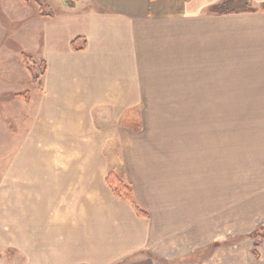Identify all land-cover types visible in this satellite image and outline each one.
I'll return each instance as SVG.
<instances>
[{"label": "crops", "instance_id": "1", "mask_svg": "<svg viewBox=\"0 0 264 264\" xmlns=\"http://www.w3.org/2000/svg\"><path fill=\"white\" fill-rule=\"evenodd\" d=\"M58 1L45 3L52 14L49 17L39 16L37 10L25 19L32 20L28 29L32 31V60L45 63L41 80L33 83L26 71L22 74L23 65L20 75L12 70L0 74V97L12 98L9 103L17 111H23L25 103L27 107L34 105L28 139L23 138L15 148L14 160L19 161L21 156L23 162L25 143L64 144L65 149L81 144L83 129L88 127L86 120L92 113L101 118L105 112L116 113L117 122L122 113L130 120L136 106L145 109L150 105L148 98L184 96V92H168L184 89L178 82L224 81L228 87L241 89L243 95L264 98V15L260 12H208L221 0H76L73 7L60 6ZM26 32L27 27L20 37L24 38ZM2 36L0 49L4 46ZM75 40L85 48L74 52L71 43ZM7 55L14 56L9 51ZM232 81L236 83L229 84ZM26 82L41 88L35 91L34 100L28 96L20 104ZM202 92L191 95L214 97ZM176 106L159 111H175ZM208 106L202 111H208ZM8 126L0 119V138L5 144L10 135ZM118 130L125 132L122 137H131L130 127ZM43 137L46 141L41 140ZM11 143L17 145V140ZM38 154L26 159L35 161L30 188L24 185L22 190L31 192L32 202L23 206L16 220V264H157L152 255L161 254L167 236H161L154 225V213L129 164L125 177L116 175L131 188L136 205L146 217L112 194L105 182L109 173H99L97 165L82 170L78 154L69 153L65 156L69 167L56 172L55 164L42 163L44 159ZM44 157L53 159L49 153ZM121 159L127 163L125 155ZM7 160L8 155L0 149L1 178L8 176L3 162ZM94 160L98 158L94 156ZM88 175L95 178L93 186L87 181ZM60 183L63 189L57 194ZM15 188L20 190L21 185ZM7 189L1 181L0 190ZM29 210L33 216H23ZM257 262L264 264V258Z\"/></svg>", "mask_w": 264, "mask_h": 264}, {"label": "rangeland", "instance_id": "2", "mask_svg": "<svg viewBox=\"0 0 264 264\" xmlns=\"http://www.w3.org/2000/svg\"><path fill=\"white\" fill-rule=\"evenodd\" d=\"M42 1L50 5L55 0ZM58 3L62 6L63 0ZM37 10L34 0H0V37L2 33L4 44L0 49V74L12 70L20 75L22 54L35 59L29 45L32 20L25 22V19ZM26 27L27 32L21 38ZM8 51L14 56L7 55ZM22 70L23 74L26 70ZM195 83L207 87L193 88ZM178 84L184 89L168 92H184V96L148 98L150 105L145 109L136 106L130 120L124 119L122 113L118 114L119 122L115 121L116 113L105 112L103 118L98 113L90 114L86 120L88 127L83 129L82 145H69L65 149L64 144L25 143L23 162L21 156L19 161L13 158L15 148L29 134V117L34 118L30 109L34 105L27 107L25 103L24 110L17 111L9 103L12 98L0 97V119L9 125L10 134L8 144L0 138V149L8 155V160L3 161L8 176L0 177V182L9 188L6 192L0 190V264H16V220L22 215L23 206L32 202L31 192L22 190L24 185L30 188L35 161L26 159L33 154L37 157V153L39 159H44L42 163H54L55 170L69 167V160L65 159L69 153L78 154L82 170L97 165L95 169L105 175L114 172L125 177L129 164L154 213V225L161 236H167L161 254L152 255L157 264H261L251 256V251L254 243L259 242L257 250L264 258V238L258 236L264 231V98L243 95L241 89L228 87L224 81L191 79ZM37 88L38 85L26 82L18 102L24 103L28 96L34 100ZM202 91L214 97L191 95ZM208 103V111H202ZM171 105H177L178 110L159 111L173 109ZM129 127L131 137H122L125 132L118 129ZM15 140L17 145L11 143ZM45 153L53 155V159L48 161ZM123 154L127 163L121 159ZM75 167L79 168L76 162ZM57 178L60 182V177ZM87 179L93 186L95 178L88 175ZM17 184L21 185L20 190L14 189ZM62 189L61 183L57 185V194ZM55 199L54 195L52 202ZM23 216L31 217L33 211Z\"/></svg>", "mask_w": 264, "mask_h": 264}, {"label": "trees", "instance_id": "3", "mask_svg": "<svg viewBox=\"0 0 264 264\" xmlns=\"http://www.w3.org/2000/svg\"><path fill=\"white\" fill-rule=\"evenodd\" d=\"M24 1L27 2V0ZM34 1L38 8L39 16L49 17V15H52L48 13L47 11L48 8L42 0H34ZM208 12L215 15L260 12L261 14L264 15V3L255 5L250 0H221L214 6H211L208 9ZM71 48L74 52H78L83 50L85 47L83 45L79 46L77 40H75L71 43ZM22 65L26 70L27 74L30 76L31 81L33 83H36L38 79H40L44 75L45 63L43 61H40L38 64L37 62H34L32 58H30L29 56L22 54ZM105 182L115 197L128 203L141 217H146L145 213H143L136 205L131 188L127 184H125L124 181L119 176L111 172L107 175ZM258 236L260 237V239L264 238V231L259 232ZM259 244H260L259 242L254 243L253 245L254 248L251 251V256L255 260L261 258V255L257 250Z\"/></svg>", "mask_w": 264, "mask_h": 264}, {"label": "water", "instance_id": "4", "mask_svg": "<svg viewBox=\"0 0 264 264\" xmlns=\"http://www.w3.org/2000/svg\"><path fill=\"white\" fill-rule=\"evenodd\" d=\"M63 4L65 5V6H68V7H73L74 6V3L73 2H71V1H68V0H63Z\"/></svg>", "mask_w": 264, "mask_h": 264}]
</instances>
